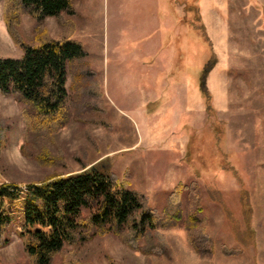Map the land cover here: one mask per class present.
Masks as SVG:
<instances>
[{"label": "rangeland", "instance_id": "374dc122", "mask_svg": "<svg viewBox=\"0 0 264 264\" xmlns=\"http://www.w3.org/2000/svg\"><path fill=\"white\" fill-rule=\"evenodd\" d=\"M73 3L74 16L19 15L25 44L71 36L88 57L68 71V123L55 134L27 144L19 102L0 116V184L102 167L161 221L135 243L106 234L66 245L52 264H264V0ZM5 9L0 0V58H21ZM19 224L0 264H32ZM192 224L212 238L211 261L190 244Z\"/></svg>", "mask_w": 264, "mask_h": 264}, {"label": "trees", "instance_id": "16d2710c", "mask_svg": "<svg viewBox=\"0 0 264 264\" xmlns=\"http://www.w3.org/2000/svg\"><path fill=\"white\" fill-rule=\"evenodd\" d=\"M4 1L7 29L23 55L0 58V90L4 96H13L23 105L26 143L30 144L55 134L68 123V71L88 54L71 36L52 39L43 32L38 45H27L15 30L22 13L37 23L46 18H60L62 14L76 15L74 0ZM205 90L203 86L207 96ZM3 147L0 128V152ZM17 220H20L18 236L32 264H52L54 256L66 245L82 244L100 235L114 234L122 238L131 235L129 242L135 243L149 231L158 229L161 221L155 212L146 208L140 193L102 167L51 176L27 183L24 188L1 183L0 248L8 244L5 235ZM187 230L195 252L201 259L211 261L216 252L212 238L197 224L188 226ZM223 252L233 255L231 250Z\"/></svg>", "mask_w": 264, "mask_h": 264}, {"label": "clouds", "instance_id": "9594fccd", "mask_svg": "<svg viewBox=\"0 0 264 264\" xmlns=\"http://www.w3.org/2000/svg\"><path fill=\"white\" fill-rule=\"evenodd\" d=\"M4 93L0 90V98L4 97ZM3 104L6 106L5 110L0 111V116H12L19 110L18 102L12 98L4 99Z\"/></svg>", "mask_w": 264, "mask_h": 264}, {"label": "crops", "instance_id": "0c3cea01", "mask_svg": "<svg viewBox=\"0 0 264 264\" xmlns=\"http://www.w3.org/2000/svg\"><path fill=\"white\" fill-rule=\"evenodd\" d=\"M147 26V25H146Z\"/></svg>", "mask_w": 264, "mask_h": 264}]
</instances>
